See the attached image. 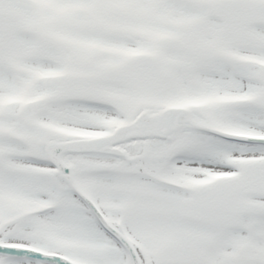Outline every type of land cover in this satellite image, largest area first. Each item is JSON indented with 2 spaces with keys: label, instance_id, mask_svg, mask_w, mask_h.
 I'll list each match as a JSON object with an SVG mask.
<instances>
[{
  "label": "snow or ice",
  "instance_id": "1",
  "mask_svg": "<svg viewBox=\"0 0 264 264\" xmlns=\"http://www.w3.org/2000/svg\"><path fill=\"white\" fill-rule=\"evenodd\" d=\"M0 264H264V0H0Z\"/></svg>",
  "mask_w": 264,
  "mask_h": 264
}]
</instances>
